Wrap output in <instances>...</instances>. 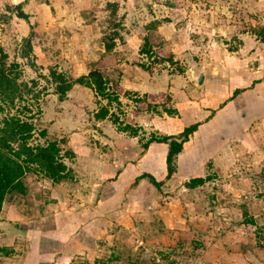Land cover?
<instances>
[{"label":"rangeland","instance_id":"1","mask_svg":"<svg viewBox=\"0 0 264 264\" xmlns=\"http://www.w3.org/2000/svg\"><path fill=\"white\" fill-rule=\"evenodd\" d=\"M109 1L117 3L115 15ZM19 4L28 18L18 15ZM156 21L153 31L146 28ZM115 31L117 59L107 76L111 90L119 81L129 93L108 103L75 82L62 98L52 70L69 79L87 74ZM149 32L153 55L141 51ZM263 37L264 0H0V56L7 54L6 67L32 91L6 113L33 120L30 142L61 141L71 168L60 182L31 168L23 178L27 193L7 195L0 264L41 256L54 264H264ZM157 47L173 60L156 61ZM143 90L170 95L166 104L182 122H204L174 175H161L160 189L145 178L134 184L154 148L143 144L163 134L149 116L168 113L159 101L157 111H142L141 122L134 95ZM103 105L111 114L100 119ZM129 125L136 135L120 129ZM153 150L160 161L163 149ZM191 176L205 181L188 187ZM76 235L85 253L44 255L48 238L63 246Z\"/></svg>","mask_w":264,"mask_h":264},{"label":"trees","instance_id":"2","mask_svg":"<svg viewBox=\"0 0 264 264\" xmlns=\"http://www.w3.org/2000/svg\"><path fill=\"white\" fill-rule=\"evenodd\" d=\"M17 7L19 8L18 15L20 17H29V15L22 10L21 4L17 5ZM108 7L111 9V14L115 15L117 11V3L109 1ZM157 23L158 22L156 21L153 24H149L146 28L153 31V29L156 28ZM119 24L120 23H117L116 25ZM117 33L118 31H115L114 34L105 36L104 45L107 53H104L98 60H94L91 63L87 74H83L76 79H69L63 72H58L55 69L52 70V76L56 81L57 90L62 98L75 82L92 88L100 98H108V103H111L112 101L119 102L121 95L129 93L119 81H114V90H111V79L107 76L106 68L114 64L117 59L116 54H113L112 52L116 45L114 35ZM151 33L152 32H149L145 36L141 51L153 55L156 52L153 48L154 44L151 43ZM262 40L264 41V37ZM156 41L159 44L161 42V40ZM158 47L157 55H155L156 61L163 62L173 60L171 54H165L162 52L161 48ZM160 54L162 56H160ZM6 56L7 54L4 51L0 56V212L3 209L4 202L10 192L17 191L22 194L27 193L23 178L26 172L31 168L42 171L46 176L56 182L63 181L71 176V168L65 161V155L63 153L64 148L61 141L47 140L44 143L30 142L36 132V126L33 120L26 119L25 116L22 115V112H15L12 114L6 113V110L9 107H20V103L18 104L17 102H20V100L23 99L26 91H31V88H27V83H24L25 86L22 87V83L18 81V73H13L12 70L6 67V62L4 60ZM146 69L149 70V68ZM258 81L260 80L255 79L249 86L236 87L231 97H236L241 92L252 88ZM133 92L136 93V91ZM30 94H32V91ZM34 96H36V93H34ZM134 97L137 105L134 110L135 113L152 110L157 111L159 106L157 103H160L161 101L163 109L169 114L173 115V113L177 111L176 108L167 106L166 103L170 100L171 96L164 92H146L144 95H140L137 92ZM24 106L25 108H23V111L30 110L28 104H24ZM110 114L109 106L103 105L98 110L97 117L104 119L109 117ZM202 123L204 122L197 121L187 125L178 134L153 135L148 141H146L143 144L144 148H148L153 142L166 143L168 146L166 161L164 168L160 169L161 164H158V162L149 155L144 162V169L146 170L136 176L134 184L138 183L141 178H145L149 183L160 189L163 183L161 175L166 171V177L170 178L178 170V159L182 153L187 151L185 143L188 142L193 135L198 133L196 131L200 129ZM132 127L133 126L129 125L121 127L120 129L127 132L129 131L131 132L130 134L134 136L137 134V131ZM42 133L45 134L46 130H42ZM210 138L211 135L205 134V140H210ZM148 158L152 159V164H150ZM204 181L205 178L203 176H191L187 180L186 185L188 187H195L202 184ZM249 220L254 222L253 218H250ZM51 231L53 230H42L43 233H52ZM262 237H264V234L262 236L260 232V240ZM41 260V262H39L40 260L38 262L32 261L31 264L50 263L44 256H41ZM27 264H30L29 261Z\"/></svg>","mask_w":264,"mask_h":264},{"label":"crops","instance_id":"3","mask_svg":"<svg viewBox=\"0 0 264 264\" xmlns=\"http://www.w3.org/2000/svg\"><path fill=\"white\" fill-rule=\"evenodd\" d=\"M250 89L251 88H249L247 90H250ZM146 91L150 92L151 90H143L142 92H146ZM207 110L210 112V109H207ZM208 111L206 114V118L209 116ZM145 112H147V111H145ZM136 115L139 118V120L142 122L141 117L144 118L145 113L140 112V113H136ZM148 115H151V114H148ZM149 117H151V122L153 123V126L155 127V129H158L159 132H163V134H178L186 127V125H190L188 122H182V119L180 117L175 116V115H170L168 113H165L164 115H162V114H157L155 116L151 115ZM215 118H216V116H215ZM147 121H148V119H147ZM218 121L219 120L217 119L215 124H217ZM221 127H223V125L220 123L219 128H221ZM198 131H200V129ZM198 131H196V132H198ZM237 132H239V131H237ZM161 144L163 146H161ZM151 145L154 147V148H152V152L150 153V154H152L151 155L152 158H154L158 162V164H161L160 169L164 168V164L166 161V153H167V149H168L167 144L166 143H160V142H153ZM185 148H187L186 143H185ZM153 149H158L159 150L158 152H161L162 151L161 149H163V151H162L163 152V158L160 159V161L155 158L158 153L155 154V152H157V151H155ZM153 155H155V156H153ZM51 232H53V231H51ZM59 232H60V230H56V231H54V234H58ZM57 236H59V235H57ZM76 236H75V238L72 236L67 237V239L65 241H63V243H62L63 246H59V244H58V246L56 245V242H54L56 236H52L51 238H48V241H50L52 239V243H50L52 247L49 246L48 248H50V249L46 250L44 252V255L50 256V252H52L51 249H53V251L56 250L55 253H57L58 257L61 256V253H63L64 258H69L70 256L76 257V254L78 252L85 253L84 250H86L87 247L85 246L84 242L80 241V240H83V238H81V236H79V235H76ZM59 237H61V236H59ZM64 243H65V245H64ZM53 244L55 246H53ZM81 244H83V245H81ZM66 250H68L67 254L65 253ZM27 254H28V252H27ZM96 260H97V258L94 257L93 260H91L89 258L88 261L90 263H94ZM23 264H27V262H25ZM49 264H54V263L50 262ZM61 264H66V262L65 263L62 262Z\"/></svg>","mask_w":264,"mask_h":264},{"label":"water","instance_id":"4","mask_svg":"<svg viewBox=\"0 0 264 264\" xmlns=\"http://www.w3.org/2000/svg\"><path fill=\"white\" fill-rule=\"evenodd\" d=\"M205 78V74L202 72L198 78V81L201 82Z\"/></svg>","mask_w":264,"mask_h":264}]
</instances>
